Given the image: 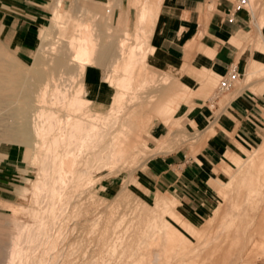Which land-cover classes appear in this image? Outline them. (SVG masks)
<instances>
[{"label":"rangeland","instance_id":"374dc122","mask_svg":"<svg viewBox=\"0 0 264 264\" xmlns=\"http://www.w3.org/2000/svg\"><path fill=\"white\" fill-rule=\"evenodd\" d=\"M59 1L60 19L56 27L49 30L48 39L44 41L43 46L38 45L36 37L32 58L27 61L20 60L1 39L3 31L0 29V61H2L0 68L1 65H10L13 62L22 73L23 79V82L20 81L22 84L14 85L15 87L5 82L6 85L0 88V155L4 154L8 146L18 147L22 155L17 177L2 179L0 175V249L9 251L11 244L18 241L16 243L18 253L10 264H134L139 259L144 263L150 259L151 264H181L191 255L190 251L194 248L199 250L201 248L199 244L205 241L204 237L200 241L196 240L192 227L203 226L206 237L212 233L218 236L226 232L232 222L239 227L240 237V243H237L235 250L234 264H251L260 259L262 260L255 263H264V236H262L264 232L258 226L264 206V178L261 176L264 171V158L258 160L255 152L246 153L239 163L240 166L229 169L228 172L223 173L220 180L214 179L213 183H210L213 199L206 209L207 213L203 214L193 216L179 203L159 192L154 199L153 194L149 193L147 187L137 179L152 158L168 154L184 145L193 146L203 131V127L199 125L188 124V117L192 111L186 109L190 98V89L183 83L186 72L182 67L177 72L160 68L161 63L155 61L157 58L149 45V36L161 0H146L148 2V8L145 7L146 18L139 24L137 21L135 24L136 10L133 8L129 9L127 22L118 23L117 7L122 6L120 0ZM128 1L126 3L123 1V4L127 5ZM137 1L139 0H134L133 3ZM140 1L143 3L144 0ZM47 2L48 22L40 27L39 31L41 28L51 26L53 12L50 11V5L53 11L54 2L57 4V0L50 2L47 0ZM152 4L156 7L151 8ZM255 6L256 2L252 0L251 7ZM137 25L143 28L140 31L141 38H138L137 34L133 36ZM81 32H88L96 47L92 55L94 61L87 66L86 73L75 76L78 68L75 63L68 60L72 55L68 43L75 41ZM122 39L127 45L121 52L119 45ZM137 45L142 47L138 60L143 63H139L135 69L140 70L141 75L138 79L129 78L121 86L120 79L129 73L125 70L124 57L130 46ZM97 58H102L104 61L101 59L103 62H100ZM57 59L64 67L56 62ZM39 61L45 65V71L36 66ZM90 73L93 75L92 79L86 77ZM2 74H5V71ZM106 75L112 77L111 84L109 82L105 84L103 79ZM54 77L63 81L69 80V87L66 86L71 91L66 98L70 97L68 100L57 97L50 82ZM220 77L223 76L216 79ZM243 78L244 82H248L264 76ZM83 83L86 94L84 96L81 92L75 94L74 88L77 84L79 86ZM101 85L105 87V92ZM212 93L213 90L208 95L209 98ZM181 94L182 98L179 99L176 109L172 110L169 99ZM74 95L80 100L83 97L89 103L81 105V108L77 107L73 102V99H76ZM27 101L28 103H25ZM23 105L30 106L27 108ZM34 108L40 109L43 116L53 112L62 119V122L66 114L71 115L73 119L84 114V116L96 117L93 121L100 126L108 124L109 126L105 124L107 128L103 126L113 131L111 134L117 142L116 146H119V143L123 144L127 147V151L124 154H116L111 164L107 158L108 153L101 152L100 159L97 155L100 148L95 147V149L93 145V147L83 146L85 149L82 148L78 153L79 146L74 142L73 134L70 135V140L75 144L72 142L75 148L71 145L70 148H74L72 153L77 157L76 165L72 174L66 177L65 182L60 186L56 182L55 173L59 159L55 160L54 168L49 169L48 173L44 167L52 151L61 156L67 148L60 144L51 151L47 147L55 136L60 142L64 139L60 135L62 129L46 132L44 136L46 144L34 161L30 149L12 144L13 142L9 143L11 141L2 136V132L8 126L12 127L13 131L21 129ZM21 109L24 111L22 112ZM20 112L29 113V116ZM172 121H176L178 126L170 135L165 136ZM150 122H153V125L149 129ZM158 127L163 128L160 133L164 137L163 144L152 147L155 142L153 141L149 146L144 137H147L146 133L153 135ZM105 141L109 142L110 137ZM255 146L253 145L252 148ZM91 147L95 152H92ZM195 152L196 149L192 147V153ZM94 153L97 156H94ZM107 163L111 166H106ZM51 164L52 161L49 167ZM66 165L68 167L67 163ZM227 179L226 185L219 184V181ZM172 225L183 231L189 239V242H176L178 245L176 249L189 247V251L186 254H177V251L171 257H167L161 254V249L165 248ZM250 233L253 244L251 243L248 248L246 246ZM214 238L210 242L213 243ZM194 244L196 245L193 246ZM254 252L259 255L256 259Z\"/></svg>","mask_w":264,"mask_h":264},{"label":"crops","instance_id":"0c3cea01","mask_svg":"<svg viewBox=\"0 0 264 264\" xmlns=\"http://www.w3.org/2000/svg\"><path fill=\"white\" fill-rule=\"evenodd\" d=\"M120 1L118 23L127 22L130 8L136 10L135 24L142 23L139 15L142 2L129 0L124 5L123 1L127 0ZM233 2L161 0L149 36V45L157 58L155 61L161 63L160 68L177 72L182 67L186 72L183 83L190 89L186 109L192 111L188 124L199 125L203 131L193 146L184 145L152 158L137 179L154 199L159 192L193 216L207 213L213 199L210 183L240 166L245 154L255 152L264 139V78L243 80V77L264 76V0H255L256 6L251 11L231 13ZM48 17L47 0L1 1V39L20 60L27 61L32 58L39 28L47 24ZM142 29L137 25L133 36L137 34L141 38ZM232 66L239 75L237 82L210 106L208 95L212 90L214 93L216 78L224 76ZM181 98L182 94L169 99L172 110ZM152 125L150 122L149 129ZM177 126L172 121L165 136ZM162 129L158 127L153 135L146 133L145 142L151 146L155 141L152 147L162 146ZM253 145L256 146L252 148ZM21 161L19 148L8 146L0 155L1 178L17 177ZM226 183L228 179L219 181L220 185Z\"/></svg>","mask_w":264,"mask_h":264},{"label":"bare ground","instance_id":"6f19581e","mask_svg":"<svg viewBox=\"0 0 264 264\" xmlns=\"http://www.w3.org/2000/svg\"><path fill=\"white\" fill-rule=\"evenodd\" d=\"M58 2H60V1L57 0V2H56L57 4H55V2H54L55 7L53 8V11H52L53 13H52V17H51V26L50 27L41 28L40 31H39V34L37 35V43H38V45H42L43 43H45L44 41L46 39H48L49 30L50 29H53L54 27H56V23L60 19L59 18L60 17V11H59L60 5H59ZM146 3H147V1L144 0L143 3L139 7L140 22H143L144 19L146 18L145 17L146 16V14H145V5H146ZM90 36L91 35H89L88 32H81L78 35V37H76V40L75 41H71L70 43H68L69 46L67 45L68 48H71L72 49V55H71V57H69L68 60L71 63H75L76 64V67L78 68V70H76L77 74H75V76L76 75L81 76V75L85 74L86 71H87L86 70L87 69V66L91 65L93 63V61H94V59L92 58V55H93V52L95 51L94 48L96 47V44L94 46V43H93V41H92V39H91ZM122 40L123 41H121V43L119 45V48H121V52L125 48V46L127 45L126 42L124 41V39H122ZM44 47H45V45H44ZM141 49H142V47L139 46V45H137V46H130L129 51H127L128 53L124 57L126 59V62H125V70L128 71L129 73L126 75V77L120 79L121 82L119 83V85L123 86L124 85L123 82H125L129 78L130 79L131 78L132 79H134V78L138 79L139 76L141 75L140 70L137 71L135 69L139 63H143L142 61L139 62V60H138V58H139L138 55H139V52L141 51ZM68 50H70V49H68ZM105 55H106V53H105ZM121 55L122 54H120V56ZM103 56L101 55V57H103ZM63 57H62V60L64 59ZM103 58L105 59L106 56L103 57ZM58 59H60V58H58ZM58 59H57V61L55 60L57 63L60 62V60L58 61ZM97 59L100 62L103 60L102 58H100V59L97 58ZM118 59L120 60V57H118ZM0 63H2V61H0ZM9 64H10V62H9ZM12 64H13V62H12ZM12 64H10V65H1V68H0L1 69L0 70V88L3 85L4 86L6 85L5 82H7V83L9 82L13 86L14 85H18V84H22L20 82V81L23 80L22 79V76H21L22 73L19 72V70H18V68H17L16 65H14V64L12 65ZM58 64L64 67V65H62L60 63H58ZM59 65H57V66H59ZM72 65H74V64H72ZM101 65H103V64L101 63ZM36 66L39 67V68H41V69H43V70L45 68V65L44 64H41L40 61L37 63ZM77 68H75V69H77ZM3 71H5V74H2ZM70 76H72V75L70 74ZM86 77H88V78L90 77V79H92L93 78V75L90 73ZM54 78H52V80L50 82L52 84V88H53L54 92H56L57 97L61 98L62 100L63 99L68 100L70 97L68 99H66V98L68 97V93H70L71 91H69L66 86L69 87V80H66V81L64 80L63 81V80H61L59 78H55V79ZM68 79H70V78H68ZM103 80L105 81V84H107V82H109V83L111 82L112 77H109L108 75H106ZM12 85H10V86H12ZM84 85H85L84 83H83V85H79V86L77 84V86L73 90V91H75V94H76V92H79V93L81 92V94L84 96L86 94L85 93V90H84V88H85ZM22 86H24V85H22ZM7 88H5V89L7 90ZM97 88H98V85H97ZM101 88L105 92V89H104L105 87L101 85ZM15 90H16V88H15ZM11 91H13V90L11 89ZM51 92H52V89H51ZM4 94H5V92H4ZM80 95H79V97H80ZM17 96L19 97V95H17ZM74 96L76 97V95H74ZM74 96H73V98H74ZM29 97H31V96L29 95ZM53 97H54V95H53ZM8 98H11V97H8ZM81 98H82L81 100L78 99L77 97H76L75 100L73 99V102L79 108H81V105H83V104L87 105L89 103V101H86L83 97H81ZM3 99H6V98H3ZM77 99H78V101H77ZM86 102H88V103H86ZM25 103H28V101L25 102ZM25 103L23 102L24 105H26ZM30 103H31V101H30ZM67 105H66V107H67ZM76 106H75V108H76ZM83 106H82V108H83ZM24 107H27V106H24ZM24 107H22V108H24ZM75 108H74V110H75ZM21 111H22V109H21ZM70 111H71V108H70ZM22 112H20V113L23 114V115L27 114L29 116V113L24 112L25 113L24 114ZM84 115H80V116H78V118L76 117V119H73V117L71 115L66 114L65 120L63 119L64 121L62 122V119H59L60 117H58L57 115H55L53 112H50V114H47V115L43 116L42 115V111L40 109L34 108L33 110H31V114H30L29 118L26 117L27 118V121L25 123L26 125L24 124V126H22L21 129L18 128L16 131H13V128L8 126V128H5V130L2 132V134H3L2 136H4L8 141H11L9 143H12L13 142L12 144L19 145V146H23L25 148L30 149L31 152H32V159L34 161V160L37 159L38 153L41 151V149L46 144L44 142V136L47 134L46 132H48V131L49 132H53L54 130L62 129L61 130V134L60 133L59 134L64 139H62V141L60 142V140L58 141V139L57 140L55 139L56 136H55V138L53 137V135H54L53 134L52 137H53L54 140L51 141L50 144H49V146L47 145V147H49V150H51V151H52V149L57 148L60 144L64 145V147L67 146V148L64 151V154L61 155V156H58L59 154H54L55 153L54 151H52V154L50 153L51 155H49L47 153L49 155V156L47 155L49 159H47L48 162L45 165L46 167H44V170L46 172L49 169L51 170V168H54L55 160H58L59 159V163L56 166L57 169L55 170V173H56V178H57L56 179V182L59 183V185L61 186V183L65 182V178L72 174L73 167L76 165V158L77 157H75V154L72 153L74 151V148L75 147L72 145L73 140L72 141L70 140V135L73 134L72 136L74 137V142L77 143L76 145L79 146V148L76 147V148H78V153L82 150L83 146L87 145V147H90L89 145H91V146L93 145L94 148L95 147L100 148L99 149V152L97 151L98 152L97 155H99L103 151H105V152L108 153L107 154L108 157L106 155H104V157L106 156L108 158V160H109V163H111V164L113 163L112 161L114 160V157H115L116 154H118V153L124 154L127 151V147L125 145H123V144H120L119 142H118L119 143V146H116L117 145V142L113 139V136H112V134H113L112 132L113 131L111 132L110 130L106 129L107 128L106 125H108V124H106V123H105L106 125L103 124V125H105V127H106L105 128L103 125L102 126H100L99 124L97 125V122H94L93 121V119H96V117L94 118V117H91V116L89 117V116H84ZM74 118H75V115H74ZM111 119H110V121H111ZM104 120H105V118H104ZM113 120H115V119H113ZM119 128L121 129V126ZM122 131H123V129H122ZM72 136H71V138H72ZM108 137H110V141L109 142L105 141V140H107ZM117 138H119V137H117ZM138 139H140V138H138ZM74 142H73V144H74ZM113 143H115V147H113ZM261 143H262L261 146L255 151V156H256V158L258 160L264 158V139H263V142H261ZM126 144H127V142H126ZM70 145L72 147H74V148H72V147L70 148ZM94 148H92L93 149L92 152H95ZM83 149H85V148H83ZM75 150H77V149H75ZM87 151H90V150H87ZM97 155L94 153V156H97ZM45 157H46V155H45ZM104 157H103V160H104ZM99 158H100V155H99ZM49 160L53 162V164H51L50 167H49V164H50V161ZM101 162H102V160H101ZM66 163L68 164V167H66L67 166ZM109 163H107L106 166L109 165ZM109 166H111V165H109ZM261 176L264 178V171L261 173ZM57 183H56V185H57ZM54 187H56V186H54ZM258 226H260L259 229L264 232V206H263V211L261 213V216L259 217ZM192 229H193V232H195V234H196V236H195L196 240H199L200 241V239H202L204 237L205 238V241L202 244L201 243L199 244V242H198L199 247L201 245V248L199 250L196 249V248H194L192 251H190L189 253H191V255L188 257L187 260L182 261L181 264H234L235 250H236V247L238 246L237 243H240V241H239L240 240V237H239V234H238L239 233V227L237 226L236 223H233L232 222L231 225L227 228L226 232L220 233L221 235H218V236H216V233H212V234H210L209 236L206 237L204 235V228H203V226H201L200 228H194V227H192ZM254 229L257 230L256 228H254ZM262 236H264V235H262ZM213 238L215 240L212 243V242H210V240H212ZM196 240H195V242H196ZM246 240H247V238H246ZM178 241L189 242V239L183 233V231L182 232L179 231L177 228H175L172 225V227L170 229V235L166 239V245L164 246L165 248L161 249L162 250L161 254H163L164 256H167V257H171V255H173L177 251H178L177 254H181V253L186 254L189 251V247L188 248L181 247L180 250H177L176 247L178 245H176V242H178ZM192 241H193V239H192ZM16 243L13 242L11 244L9 251H5L4 249H0V264H3V263L10 264V262L13 260L14 256L18 253L17 252L18 251L17 250L18 249L17 248V245L18 244L16 245ZM251 243L253 244V237H252V234L250 233L248 235V241H247V246L246 247L249 248L251 246ZM196 244H194L193 246H195ZM190 246H192V244H190ZM254 255H255L254 256L255 259L259 256V255H257V252ZM160 258H162V257H160ZM155 259H157V258H155ZM159 260H161V259H159ZM252 260H253V257H252ZM153 261L156 262V260H153ZM172 261H173V259H172ZM134 264H151V260L149 259L148 262L144 263L142 260L139 259V260L135 261Z\"/></svg>","mask_w":264,"mask_h":264},{"label":"built area","instance_id":"2783aa9c","mask_svg":"<svg viewBox=\"0 0 264 264\" xmlns=\"http://www.w3.org/2000/svg\"><path fill=\"white\" fill-rule=\"evenodd\" d=\"M246 10L251 11V0H234L231 6V13H235L237 11ZM231 20V18H229ZM239 75L234 66L230 67L227 73L217 79L216 86L214 89V96H212L210 101V106L212 105V101L221 95L224 92H227L229 89L233 87V85L237 82Z\"/></svg>","mask_w":264,"mask_h":264}]
</instances>
